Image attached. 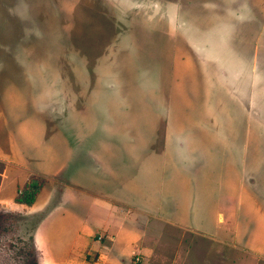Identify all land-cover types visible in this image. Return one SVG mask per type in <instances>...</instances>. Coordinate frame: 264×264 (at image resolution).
<instances>
[{
    "label": "rangeland",
    "instance_id": "374dc122",
    "mask_svg": "<svg viewBox=\"0 0 264 264\" xmlns=\"http://www.w3.org/2000/svg\"><path fill=\"white\" fill-rule=\"evenodd\" d=\"M0 136V264H56L97 239L91 222L54 226L97 184L156 221L188 212L187 264L224 237L261 246L264 0H0ZM14 178L44 183L38 205L12 202Z\"/></svg>",
    "mask_w": 264,
    "mask_h": 264
},
{
    "label": "crops",
    "instance_id": "0c3cea01",
    "mask_svg": "<svg viewBox=\"0 0 264 264\" xmlns=\"http://www.w3.org/2000/svg\"><path fill=\"white\" fill-rule=\"evenodd\" d=\"M11 144L10 142L8 151H5V144L0 140V155L5 157L9 154L12 156L10 153ZM10 156L8 158H10ZM13 158V160H17L16 155L15 157L13 155ZM10 182L13 183L16 188V193L14 195L15 200L12 202L20 205L16 203V197L19 192V187H17L19 182L18 178L10 179L9 183ZM26 184L27 182L25 181L21 188H24ZM78 186H80V190L89 188L88 184L84 181H79ZM100 186L103 185L97 184L95 185L96 189H94V193H96V197L98 198H90V202L86 200L88 203H84L86 197L83 192V195L80 194L81 197L77 195L74 197V194H69L68 196L64 194L65 197L67 196L73 199V207L65 206L64 204H66V201L64 200L61 206L57 208L58 212L56 213V217L58 219L55 220L56 223H54V226L66 224L67 231L73 234L76 227L87 226L88 222H91L93 227H99L97 228L99 236L97 239H93L92 231H87L85 235L92 236V239L84 237L79 248H77V252L70 250L69 253H64L62 258L55 261L56 264H133L134 259L135 264H187V260L190 259L195 251V248L191 249L192 252L188 254L186 250L187 247H184L182 243V231H184V229H182V221L184 216H190L188 212L184 213V215L178 212L174 213L173 216H168L166 210L160 207L162 210L158 215H160L159 217H161L162 220L156 221L155 218H153L155 216L148 214L145 208H143L144 211L140 210L134 213L136 208L132 205L131 201L119 203L116 201V195L112 194L106 195V197L103 198ZM44 189L45 186L42 187L37 197L35 202L36 205H38V201ZM145 196L144 193L142 197L140 196L138 198L145 203ZM141 201L140 204H142ZM76 207L78 208L77 212L73 209ZM142 207L140 208L142 209ZM81 208L84 209V215L81 212ZM196 217H198V214H196ZM167 218L175 219L166 222ZM151 219L162 224L164 226L163 231H154L150 227V222L147 227H143L142 224L139 223L140 221H149ZM167 224L175 227V231L179 230V232L168 233V231L165 230V228L168 229L166 227ZM214 232L217 235H222L224 233V231L220 230H214ZM223 239V241H214L212 245L210 244V255L213 256V261H210V264H264V243L261 246L254 245L247 248L245 242H243V244H241V242L232 244L228 238L224 237ZM85 254L92 255L93 259L96 257L97 261H81L80 256ZM183 256H185L184 261L182 260Z\"/></svg>",
    "mask_w": 264,
    "mask_h": 264
},
{
    "label": "trees",
    "instance_id": "16d2710c",
    "mask_svg": "<svg viewBox=\"0 0 264 264\" xmlns=\"http://www.w3.org/2000/svg\"><path fill=\"white\" fill-rule=\"evenodd\" d=\"M44 186V183L39 181L38 179L32 178L24 188H22L16 197V203L26 206H32L36 200L38 195L40 194L42 187ZM47 210V209H46ZM46 211H41L40 213H43ZM39 213V214H40ZM39 214H35L32 216V220L36 223L42 220L39 216ZM9 216H13L12 214H9ZM3 219L4 216L0 215V233L3 230ZM32 260L28 264H39L38 261L35 258L34 252H31Z\"/></svg>",
    "mask_w": 264,
    "mask_h": 264
}]
</instances>
